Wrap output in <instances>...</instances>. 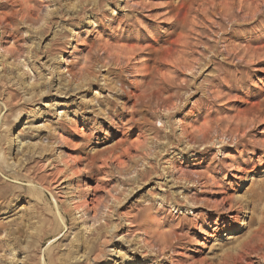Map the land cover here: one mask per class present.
I'll return each mask as SVG.
<instances>
[{
  "label": "rangeland",
  "instance_id": "rangeland-1",
  "mask_svg": "<svg viewBox=\"0 0 264 264\" xmlns=\"http://www.w3.org/2000/svg\"><path fill=\"white\" fill-rule=\"evenodd\" d=\"M24 1L0 0V264H264V0Z\"/></svg>",
  "mask_w": 264,
  "mask_h": 264
},
{
  "label": "bare ground",
  "instance_id": "bare-ground-1",
  "mask_svg": "<svg viewBox=\"0 0 264 264\" xmlns=\"http://www.w3.org/2000/svg\"><path fill=\"white\" fill-rule=\"evenodd\" d=\"M247 1V0H246ZM249 1V0H248ZM25 2H27V0L26 1H24V4H25ZM250 2V1H249ZM248 2V3H249ZM248 3H246L247 4V10L249 9V4ZM251 4V3H250ZM245 6V5H244ZM30 8V7H29ZM240 8V7H239ZM31 9V8H30ZM244 9V8H243ZM231 10V9H230ZM237 10H238V8H237ZM236 10V11H237ZM246 10V11H247ZM250 10V9H249ZM253 9L251 8V11H252ZM33 11L34 10H27L26 9V12H27V15L28 14H32L33 13ZM240 11H243L242 9L240 10ZM246 11H243V12H246ZM239 12V11H238ZM254 13H256V12H254ZM220 14V13H219ZM233 14V13H232ZM234 14H236V13H234ZM251 14H252V12H251ZM229 15H231L230 13H229ZM252 15H254V14H252ZM251 15V16H252ZM224 17L225 16H227V15H223ZM233 16H235V15H233ZM246 16H248V15H246ZM242 17H244V16H242ZM223 18V17H222ZM229 18V17H228ZM249 18V17H248ZM227 19V18H226ZM242 19H245V18H242ZM251 19H252V17H251ZM231 20H233V18L231 19ZM252 61V60H251ZM254 123V121L251 119V118H248V117H242V116H239V118L237 119V123L235 124V130L237 131V130H239L240 129V127L241 126H243V125H247V124H253ZM206 133L204 132H202L200 129H196V130H194V133H193V135L194 136H199L200 138L199 139H202V140H205V138H207V134L205 135ZM197 139V138H196ZM4 166V165H3ZM2 166V163H0V171L2 172V173H6V170L4 169V167Z\"/></svg>",
  "mask_w": 264,
  "mask_h": 264
}]
</instances>
